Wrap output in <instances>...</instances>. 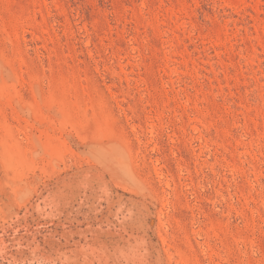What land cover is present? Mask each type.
<instances>
[{
	"label": "rangeland",
	"instance_id": "rangeland-1",
	"mask_svg": "<svg viewBox=\"0 0 264 264\" xmlns=\"http://www.w3.org/2000/svg\"><path fill=\"white\" fill-rule=\"evenodd\" d=\"M0 264H264V0H0Z\"/></svg>",
	"mask_w": 264,
	"mask_h": 264
}]
</instances>
